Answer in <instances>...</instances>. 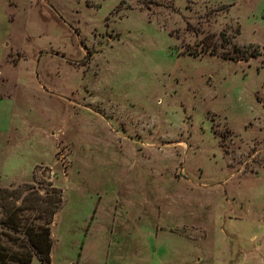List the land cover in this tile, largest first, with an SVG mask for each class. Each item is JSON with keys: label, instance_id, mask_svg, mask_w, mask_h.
Segmentation results:
<instances>
[{"label": "rangeland", "instance_id": "374dc122", "mask_svg": "<svg viewBox=\"0 0 264 264\" xmlns=\"http://www.w3.org/2000/svg\"><path fill=\"white\" fill-rule=\"evenodd\" d=\"M52 199L51 264H264V0H0L2 246Z\"/></svg>", "mask_w": 264, "mask_h": 264}, {"label": "trees", "instance_id": "16d2710c", "mask_svg": "<svg viewBox=\"0 0 264 264\" xmlns=\"http://www.w3.org/2000/svg\"><path fill=\"white\" fill-rule=\"evenodd\" d=\"M236 60L240 61V58ZM60 207V200H50L48 202L47 210V220L45 225L27 226L23 224L21 217L14 215V212H18L20 208H14V212L10 215L5 225L7 228L11 229L14 233H20L23 229L24 239L26 240L28 249L26 252H10V250L5 249L0 242V264H9L11 261H15L18 264H32L33 257H37L41 264H51V251H52V241H51V230L50 225L52 223V218L55 216ZM43 216V214H42Z\"/></svg>", "mask_w": 264, "mask_h": 264}]
</instances>
